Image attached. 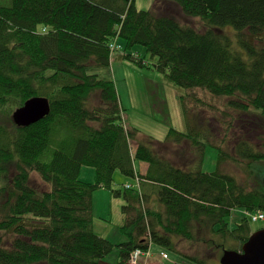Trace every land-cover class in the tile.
I'll list each match as a JSON object with an SVG mask.
<instances>
[{"label": "trees", "instance_id": "trees-1", "mask_svg": "<svg viewBox=\"0 0 264 264\" xmlns=\"http://www.w3.org/2000/svg\"><path fill=\"white\" fill-rule=\"evenodd\" d=\"M163 1L198 17L204 29L156 7L137 9L135 0L0 4V264H99L113 249L112 264H130L135 249L142 264L152 244L178 264H213L224 249H240L254 216L264 219V148L246 137L233 141L232 155L222 145L236 115L264 117V0ZM227 26L234 37L222 30ZM118 38L126 48L144 46L156 69L185 88L178 97L187 131L171 128L162 143L126 127L109 70V46ZM36 96L49 100V114L17 127L12 113ZM221 98L236 114L230 121L216 104ZM211 99L218 115L196 109L208 111ZM209 145L218 164L204 172ZM186 147L195 163L184 166L175 154ZM228 158L252 183L222 169ZM139 162L148 164L145 174ZM84 166L94 169L93 182L80 179ZM117 170L134 183L118 186ZM33 172L47 187L31 185ZM97 189L123 200L120 242L93 231ZM236 209L243 215L230 228ZM193 244L202 245L200 253L182 250Z\"/></svg>", "mask_w": 264, "mask_h": 264}, {"label": "rangeland", "instance_id": "rangeland-1", "mask_svg": "<svg viewBox=\"0 0 264 264\" xmlns=\"http://www.w3.org/2000/svg\"><path fill=\"white\" fill-rule=\"evenodd\" d=\"M10 0H0L1 5H8ZM157 4V6H155ZM135 6L140 10L156 9L162 13L173 15L181 23L193 26L195 28L204 29V25L198 17H191L185 15L179 6L174 3L163 0H135ZM229 37H234L235 30L231 26L224 27L222 29ZM115 42L119 45L117 50H111L110 56V75L115 83L119 102L123 110L124 123L127 128L136 129L138 131L139 139L141 137H151L153 141H159L165 143L166 137L171 128L178 131H187V126L184 121L180 104L179 95L185 93V88L177 86L168 81L164 73L158 71L154 66V60L150 57L144 46L135 44L126 48V42L122 38H118ZM126 54L133 55L136 59H142L144 65L142 66L134 60L126 58ZM226 100V99H225ZM214 99H211V106L208 111L198 106L199 111H203L205 115H218L217 109L213 106ZM224 99H217V106H222L225 110V120L230 121V115L234 112L230 108L226 107ZM231 113V114H230ZM235 114V113H234ZM236 115V114H235ZM236 115V120L233 122V129L227 134L226 139H223L222 145L231 155V147L233 141L236 139L246 137L253 144L257 145V148L262 150L264 148V117L253 116L250 114ZM215 123V120H212ZM252 121V122H251ZM258 123V125H257ZM17 127H27L19 126ZM214 131L218 137L222 136V130L220 127H215ZM132 142V141H131ZM218 143V142H217ZM132 146L134 142L131 143ZM148 145L152 143L147 142ZM185 143L182 144V146ZM185 146H187L185 144ZM187 148V147H186ZM184 149V148H183ZM178 150L177 157L179 163L186 166L193 164L195 161L190 162L191 154L189 149L185 150V153ZM174 155V157H175ZM218 150L211 145L206 147L204 159L201 169L204 172H212L217 169ZM189 161V162H188ZM222 169L232 175H234L239 182L243 184H249L253 181L252 177H249L246 169L240 164L232 161L228 158L221 165ZM94 169L92 167H83L80 174V179L84 182L94 181ZM115 183L118 186L123 187L124 181L134 183L133 179L124 176L119 170L114 173ZM252 183V182H251ZM31 185L38 189L47 187L45 183L41 181L40 176L33 172L31 174ZM123 204L122 198H114L110 195L108 189H97L93 192V231L98 236L106 238L113 243L120 242L123 237L118 232V227L123 224V215L121 213V206ZM243 215L241 209L233 211L231 217L227 218L229 227L235 226V222ZM250 227L252 230L258 228H264V219L257 221H251ZM7 237H5L6 239ZM202 245L193 244L192 246L185 245L182 250L185 252L200 253ZM186 248V249H183ZM195 248H198V252ZM195 249V250H194ZM150 256L148 261H144V264H155L160 253L161 264H178L179 257L170 252L164 251L157 245H150ZM165 252V253H163ZM207 253V252H206ZM216 257V256H214ZM169 259V260H168ZM118 260V252L113 251L106 257H104L99 264H112ZM213 264H219V258L211 260ZM142 263V262H141ZM142 263V264H143ZM180 263V262H179Z\"/></svg>", "mask_w": 264, "mask_h": 264}, {"label": "water", "instance_id": "water-1", "mask_svg": "<svg viewBox=\"0 0 264 264\" xmlns=\"http://www.w3.org/2000/svg\"><path fill=\"white\" fill-rule=\"evenodd\" d=\"M49 111L46 97H32L12 113V121L15 125L29 126L43 119ZM219 264H264V228L252 231L240 249H224Z\"/></svg>", "mask_w": 264, "mask_h": 264}, {"label": "built area", "instance_id": "built-area-1", "mask_svg": "<svg viewBox=\"0 0 264 264\" xmlns=\"http://www.w3.org/2000/svg\"><path fill=\"white\" fill-rule=\"evenodd\" d=\"M109 47H110L111 50H117V49L119 48V45H118L115 41H113V42L110 44ZM253 219H254V220H257V219H263V218H262L261 216L256 215V216L253 217ZM142 254H143V252H142L141 249H135V250L131 253V255H130L129 263H130V264H136V263H137V260H138V257H139L140 255H142ZM147 255H148V253H147Z\"/></svg>", "mask_w": 264, "mask_h": 264}, {"label": "crops", "instance_id": "crops-1", "mask_svg": "<svg viewBox=\"0 0 264 264\" xmlns=\"http://www.w3.org/2000/svg\"><path fill=\"white\" fill-rule=\"evenodd\" d=\"M137 169L138 171L141 173V174H145L147 172V169H148V164L146 162H139L137 165ZM150 251V250H149ZM149 257L145 258L144 261H148ZM141 260V258L139 259ZM145 261V262H146ZM160 261V260H157V262Z\"/></svg>", "mask_w": 264, "mask_h": 264}]
</instances>
